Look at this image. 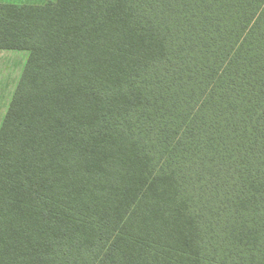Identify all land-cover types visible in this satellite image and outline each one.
<instances>
[{
  "label": "trees",
  "instance_id": "trees-1",
  "mask_svg": "<svg viewBox=\"0 0 264 264\" xmlns=\"http://www.w3.org/2000/svg\"><path fill=\"white\" fill-rule=\"evenodd\" d=\"M0 50V264H264V0L0 3Z\"/></svg>",
  "mask_w": 264,
  "mask_h": 264
},
{
  "label": "rangeland",
  "instance_id": "rangeland-1",
  "mask_svg": "<svg viewBox=\"0 0 264 264\" xmlns=\"http://www.w3.org/2000/svg\"><path fill=\"white\" fill-rule=\"evenodd\" d=\"M56 0H0L4 4L44 5ZM27 52L0 50V129L21 80L28 59Z\"/></svg>",
  "mask_w": 264,
  "mask_h": 264
}]
</instances>
